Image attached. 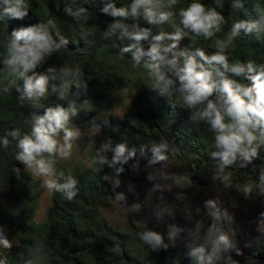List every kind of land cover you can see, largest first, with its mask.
<instances>
[{
  "label": "trees",
  "instance_id": "obj_1",
  "mask_svg": "<svg viewBox=\"0 0 264 264\" xmlns=\"http://www.w3.org/2000/svg\"><path fill=\"white\" fill-rule=\"evenodd\" d=\"M109 2L120 7L131 0H25L29 15L24 20H0V87L12 80V77L4 79L3 60L7 52L2 45L7 44L14 29L52 20L61 36L69 41L67 46L46 57L37 69L38 72L49 67L57 69V79L49 80V93L38 105L20 102L14 87L7 94L0 92V137L13 129L29 132L34 113L43 114L45 108L63 103L56 100L51 85L60 83L59 69L64 67L79 68L82 73L68 94L79 111L73 124L97 132L86 162L71 167L60 160L57 163L58 169L77 179L76 197L69 201L61 193L52 192L51 204L44 214L38 213L41 180L15 159V142L8 148L0 145V233L8 241V245L0 243V260L6 264H25L28 260L32 264H195L188 254L190 248L203 245L207 258L211 255L209 239L223 233L228 236L230 247L219 259L213 258L212 264H264V234L253 227L255 221H264V185L259 179L264 166V147L260 150L261 158L247 168L233 166L219 172L209 154L214 151L209 127L204 122H192L188 110L177 104L175 97L169 101L160 96L152 88L153 81L143 65L133 67L131 53L121 55V48L130 41L115 36L104 38L113 18L102 14L100 9ZM191 2L178 0L173 9L176 24H179V9ZM197 2L215 7L224 16L226 23L217 34L220 38L233 24L259 21L264 13V0H219L220 6L217 0ZM233 3H241L242 7L234 9ZM81 7L87 9V15L78 14ZM258 27L259 33L246 34L241 29L229 53L230 63L264 62V25ZM163 30L171 32L172 27L164 25ZM157 31L153 29L154 34ZM53 38L60 42L55 34ZM215 39L190 35L181 41L180 47L202 48L211 55L215 51ZM84 101L87 103L82 104ZM109 139L113 147L125 143L130 150L135 149V156L115 167L98 163L100 145ZM161 141L169 144L168 160L150 163L151 147ZM100 155L111 161L113 154ZM169 164L182 190L192 187L212 193L219 189L222 206L238 227L229 232L227 226L220 229L213 225L208 236L195 228L185 212L170 206L168 211L160 212V222L155 228L140 223L134 216L123 227L107 219L105 213L118 200L117 196L129 192L139 198L141 189L154 186L161 169ZM116 168L123 171L117 174ZM228 173L231 175L225 180ZM246 186L251 188L248 193L244 191ZM148 231L162 237L159 246L154 248L141 239ZM0 241H3L1 236Z\"/></svg>",
  "mask_w": 264,
  "mask_h": 264
},
{
  "label": "clouds",
  "instance_id": "obj_2",
  "mask_svg": "<svg viewBox=\"0 0 264 264\" xmlns=\"http://www.w3.org/2000/svg\"><path fill=\"white\" fill-rule=\"evenodd\" d=\"M177 4L178 0H131L126 6L117 7L115 2H109L100 9L102 14L113 18L104 32V38L115 36L130 41L121 48V55L131 53L133 67L143 65L153 81L152 88L160 96L167 97L169 101L175 97L176 103L188 110L192 122H204L209 127L211 149H214L209 154L219 172L233 166L247 168L261 158L260 150L264 147V62L230 63L229 53L241 29L246 34L261 31L258 25H264V13L260 14L259 21L233 24L220 38L217 34L222 32L226 21L215 7L192 0L187 7L179 9V24H176L173 9ZM217 6H220L219 0ZM239 7H242L241 3L232 4L234 9ZM78 14L87 15V9L81 7ZM28 15L29 7L25 0H0V20L22 21ZM129 20L131 24L127 23ZM164 25H170L172 31H164ZM153 29L158 31L154 34ZM53 34L60 38L59 43H56ZM190 35L203 37L204 40L216 37L213 43L215 51L208 55L202 48H181V41ZM68 43L52 20L14 29L7 44L2 45L7 52L3 60L4 79L12 77V80L0 87V92L7 94L14 87L20 102L29 101L34 106L38 105L49 93V80L57 79V69L49 67L45 72H38L37 69L44 64L46 57ZM59 73L60 83H53L51 92L57 101L63 103L45 108L43 114L34 113L29 132L13 129L0 137V145L8 148L15 142V159L30 170L33 177L41 179L42 186L48 191L61 193L71 201L77 195L78 181L71 173L66 175L58 169L57 163L71 157L73 145L82 135L73 124V118L79 114L77 103L68 99L73 82L78 81L82 73L79 68L73 70L67 67L59 69ZM94 128L99 126L94 125ZM168 151L167 142L154 143L150 163L167 161ZM108 152L113 154L111 161L106 155H100ZM135 152L125 143L113 147L109 139L100 145L98 163H108L110 167L122 165L132 159ZM115 170L119 174L123 168ZM230 175L228 173L224 179L227 180ZM259 179L264 185V166ZM116 184L118 186V181ZM244 191L248 193L251 188L246 186ZM117 199H123V196L119 195ZM207 206L216 208L213 201H208ZM213 215L219 218V210ZM0 236L3 239L0 243L8 245L2 232ZM141 239L154 248L162 243V237L151 231L142 234ZM209 243L211 255L207 258L203 245L190 248L188 254L195 264H205L206 259L207 264H212L213 258L219 259L220 254L230 247L229 238L223 233L210 238ZM0 264L6 262L0 260ZM25 264L32 262L28 260Z\"/></svg>",
  "mask_w": 264,
  "mask_h": 264
},
{
  "label": "rangeland",
  "instance_id": "obj_3",
  "mask_svg": "<svg viewBox=\"0 0 264 264\" xmlns=\"http://www.w3.org/2000/svg\"><path fill=\"white\" fill-rule=\"evenodd\" d=\"M120 108H123V106ZM78 128L82 135L73 145L71 157L67 160H60L61 163L69 167L88 160L89 149L97 137V132L88 126ZM160 172L161 175L157 176L158 180L155 181L154 186H144L141 189L139 198L128 192V194L122 195L123 199L115 201L111 209L105 213L107 219L113 224L123 227L129 217L134 216L140 223L155 228L160 222V212L168 211L167 207L170 206L174 210L181 209L182 212H185L187 218L194 223L195 228L208 236L212 234L213 225L220 229L227 226L226 231L229 232L238 227V223L222 206L219 189L212 193L200 192L192 187L188 188V191L182 190L180 181L177 180L178 177L171 164L166 165ZM41 190L42 198L38 213L44 214L51 204L52 192L42 186V181ZM208 201L215 202L216 208L207 206ZM134 205L138 207H134ZM217 209L219 210V218L213 215ZM253 225L256 231L264 234V221H255Z\"/></svg>",
  "mask_w": 264,
  "mask_h": 264
}]
</instances>
